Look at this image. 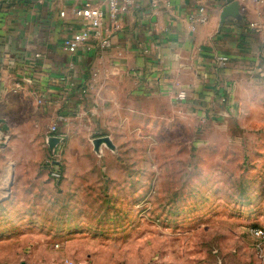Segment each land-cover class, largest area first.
<instances>
[{"label":"rangeland","instance_id":"rangeland-1","mask_svg":"<svg viewBox=\"0 0 264 264\" xmlns=\"http://www.w3.org/2000/svg\"><path fill=\"white\" fill-rule=\"evenodd\" d=\"M260 17L250 48L263 67L231 63L200 107L125 75H94L61 115L33 90L0 89V264H264Z\"/></svg>","mask_w":264,"mask_h":264},{"label":"crops","instance_id":"crops-1","mask_svg":"<svg viewBox=\"0 0 264 264\" xmlns=\"http://www.w3.org/2000/svg\"><path fill=\"white\" fill-rule=\"evenodd\" d=\"M85 1L0 0L1 92L20 82L18 93L33 90L61 115L65 111L57 106L72 94L76 101L79 94L72 92L94 75H125L150 93L175 98L185 91L183 103L200 107L216 100V92L228 84L223 80H232L238 72L231 63L255 61L263 67L250 47L255 33L251 24L263 19L259 16L264 15V0H201L209 20L195 28L190 20L198 11L194 0H134L118 29L108 18L105 0H93L105 12L100 34L109 36V44L102 48L92 37L71 53L68 46L74 35L85 28L74 10ZM233 2L239 4L238 14L221 24L222 10ZM222 56L228 57L229 67L219 64Z\"/></svg>","mask_w":264,"mask_h":264},{"label":"built area","instance_id":"built-area-1","mask_svg":"<svg viewBox=\"0 0 264 264\" xmlns=\"http://www.w3.org/2000/svg\"><path fill=\"white\" fill-rule=\"evenodd\" d=\"M198 4V11L195 15H193L190 20L192 22L193 28L203 25L208 22L209 16L207 14L206 8L204 5L201 4V0H194ZM256 1V0H254ZM105 3L107 5V13L108 18L110 19L113 28L118 29L119 28V22L125 16L131 9V7L134 5V0H105ZM62 15H64L62 13ZM74 16L82 19L85 22V28H83L81 31L77 32L70 45L68 46V51L71 53H74L77 51V49L84 45L90 38L97 39L99 41V44L102 48H105L109 44V36L106 38L102 37L100 34V29L102 28L105 20V12L93 5V0H86L85 4L82 8H78L74 10ZM251 28L258 29L256 24H251ZM38 57V55L36 56ZM229 62L228 57L222 56L219 58V64L221 66L227 65ZM29 80L30 77H29ZM32 81H34L32 79ZM66 78H61V82H65ZM74 84L71 85V88H73ZM22 88V85L20 82L15 83V85L12 87V91L17 92ZM79 98L82 97L86 93V89L83 87H79ZM39 102L41 104H44L45 98L42 96H39ZM175 99L183 103L187 99V93L185 91H180L176 95ZM58 125H53L51 128L49 137H58L60 138V142L56 145L53 152L49 149L48 146V157L46 159V165L50 169V173L53 177L58 178L60 177V168L58 165V156L59 152L62 149L64 138L60 135H58ZM47 143V141H46ZM257 235L261 234V231H255Z\"/></svg>","mask_w":264,"mask_h":264},{"label":"water","instance_id":"water-1","mask_svg":"<svg viewBox=\"0 0 264 264\" xmlns=\"http://www.w3.org/2000/svg\"><path fill=\"white\" fill-rule=\"evenodd\" d=\"M239 12V4L237 2H233L232 4L226 6L221 13V24H223L226 19L230 16H235ZM0 123L2 124V131L5 132L8 130V126L5 120L0 119ZM60 138L58 137H49L47 139V144L49 146V149L53 152L55 149L56 145L60 142ZM103 143H106L109 146H112L111 142L109 141L108 138L104 139H98L95 141V146L96 148L100 147Z\"/></svg>","mask_w":264,"mask_h":264}]
</instances>
